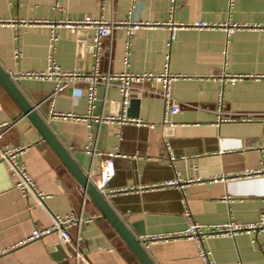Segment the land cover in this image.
Wrapping results in <instances>:
<instances>
[{
  "label": "crops",
  "instance_id": "crops-1",
  "mask_svg": "<svg viewBox=\"0 0 264 264\" xmlns=\"http://www.w3.org/2000/svg\"><path fill=\"white\" fill-rule=\"evenodd\" d=\"M86 15L153 23L172 15L183 23L231 19L256 26L236 29L228 41L218 26L180 27L171 40L168 25L140 27L129 45L126 28L120 26L102 39L95 58L93 27L71 31L55 24ZM0 19L55 24L57 38L50 47L52 25L0 22V64L93 182L108 151L118 153L113 156L115 174L109 188L151 185L172 177L174 169L182 179L192 178L183 191L172 186L105 194L138 237L185 228V207L200 223L252 221L264 211V0H232V5L228 0H0ZM16 47L21 53L18 59ZM50 56L62 69L86 73L95 65L101 73L158 72L167 65L179 74L171 92L180 109L163 123V98L142 91L139 86H147L146 82L131 89L127 106L115 84L99 82L90 110L87 81L79 77L55 95L53 110L85 118L56 117L48 99L54 81L14 77L18 71L46 69ZM223 70L241 77L235 83L222 80L218 76ZM220 93L224 118L218 121ZM94 115H125L155 126L98 120ZM240 115L250 118L242 120ZM2 121L11 126L0 136V147L23 146L17 158L45 196L24 197L15 186L14 173L0 159V264H75L68 255L71 244L63 243L56 231L24 240L32 228L49 225L53 214L68 211L91 217L79 229L70 228L73 237L80 236L89 264H141L0 83ZM169 150L175 155L172 160ZM205 244L216 264H264V230L257 235L213 236ZM146 250L157 264H201L194 242L186 237L156 240Z\"/></svg>",
  "mask_w": 264,
  "mask_h": 264
},
{
  "label": "built area",
  "instance_id": "built-area-1",
  "mask_svg": "<svg viewBox=\"0 0 264 264\" xmlns=\"http://www.w3.org/2000/svg\"><path fill=\"white\" fill-rule=\"evenodd\" d=\"M229 5H232V0H228ZM0 22H12L18 23H30V24H48L52 25L49 37V46L53 47L54 41L57 38L56 32L54 30V25H61L69 28L71 31H75L80 27H93L94 32L91 37V43L94 47L95 58L98 57V51L102 39L105 36L111 35L112 31L116 27L124 26L127 32L126 44L129 45L130 37L132 34L140 27H151L158 25H168L170 29V40L175 36V30L180 27L193 26V27H222L226 33V41H228L229 36L236 29L248 26L246 23L232 21L227 19L221 22H209L195 20L191 23L176 22L172 19L170 15L169 19L163 23H153L147 20H138V19H127V20H117V19H103L100 17H92L86 15L82 19L75 20H62L53 24L42 19H31V20H5L0 19ZM170 43V41L168 42ZM21 53L18 47L14 49V56L18 59ZM226 60L224 61V65ZM12 75V73H11ZM15 76H28L34 77L40 80H52L54 81V87L51 93L48 95L50 101V113L56 117L61 118H85V116L76 115L72 112H57L53 110V102L56 94L61 92L67 84L76 78L82 77L87 81L86 87V99L88 102V107L91 110L94 106V100L96 98V85L99 82H103L106 85L115 84L121 94V102L123 106H127L130 101V91L133 87L140 85L143 82L147 83V86H139L140 89L144 92L160 95L164 101L165 113L162 118L163 123L170 122L169 115L176 113L180 109V102L174 97L171 92V83L176 79L179 74L169 71L167 65L163 70L155 71H128L123 70L119 72H106L101 73L97 65L94 66L93 70L90 73L78 70H65L60 67V65L55 61L53 57H49V63L46 69L43 70H22L14 74ZM13 77V75H12ZM222 80H227L230 83H235L237 79L241 77L238 74H231L225 70L221 71L218 76ZM217 120H221L224 117L222 116V99L221 93L220 98L216 105ZM98 120H113L118 119L120 122H133L138 125L148 124L149 127L153 128L154 123H147L143 119L128 117L125 115L115 116V115H94ZM240 119L245 120L249 119L248 115H240ZM11 126V123L8 121L0 122V136ZM166 147L169 148V145L166 144ZM23 146L21 145H5L0 147V159L6 161L10 170L15 175V186L19 189L20 193L26 197L30 194L35 195L38 199L43 200L45 193L38 189L35 181L27 171L26 167L22 162H20L17 156L22 152ZM101 154V152H99ZM169 159L172 160L175 158V155L169 150ZM118 155L117 152L108 151L105 153L102 158V171L94 181L95 185L99 190L104 194L107 192L115 193L117 191H126L132 189H145V188H154V187H177L183 191L186 183H188L192 178L182 179L180 177V171L174 169V175L168 179H165L160 182L152 183L151 185H129L122 186L118 188H109L108 183L112 176L115 174V165L113 156ZM108 190V191H107ZM184 215L186 217L187 225L185 228L177 231H163L155 232L150 234L140 235L142 245L147 248L149 244L156 240H168L180 237H186L191 239L194 242L196 247L198 258L200 259L201 264H216L215 259L212 255L211 249L205 244V241L209 237L229 235L235 236L238 233H252L257 235L264 230V211L260 212L258 217L252 221H237L232 218H229L226 221L214 222V223H200L194 220L191 211L188 207L184 209ZM91 217L84 216L81 213L77 214L73 211H68L62 215L53 214L51 218V223L43 227H34L31 229L29 235L24 240H30L37 238L43 235H47L53 231H56L63 243H70V250L68 255L73 258L75 264H89L84 258L82 253V248L80 246V236L77 234L76 237H73L70 233V228L72 226H77L78 229L83 222L89 221ZM69 249V248H68Z\"/></svg>",
  "mask_w": 264,
  "mask_h": 264
},
{
  "label": "water",
  "instance_id": "water-1",
  "mask_svg": "<svg viewBox=\"0 0 264 264\" xmlns=\"http://www.w3.org/2000/svg\"><path fill=\"white\" fill-rule=\"evenodd\" d=\"M0 83L6 88L10 95L20 105L23 113L30 119L33 125L39 131L41 137L51 146L55 153L60 157L63 164L71 172L86 195L97 206L101 215L106 218L114 227L120 237L136 255L141 264H157L151 257L146 248L142 245L140 237H138L122 217L116 212L108 201L105 194L97 188L95 183L90 179L88 173L79 165L69 149L62 143L58 136L54 133L45 118L38 112L36 107L27 99L24 93L18 87L12 75L0 64ZM135 100L131 101H137ZM136 114V112H135ZM139 234L143 231L138 229Z\"/></svg>",
  "mask_w": 264,
  "mask_h": 264
}]
</instances>
